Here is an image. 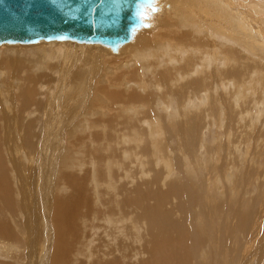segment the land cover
<instances>
[{"label": "bare ground", "instance_id": "6f19581e", "mask_svg": "<svg viewBox=\"0 0 264 264\" xmlns=\"http://www.w3.org/2000/svg\"><path fill=\"white\" fill-rule=\"evenodd\" d=\"M176 1L178 2L177 4L182 3L184 4V6L187 5L186 7L189 6V9H185L189 10V14L191 16L193 15L194 23L182 22L183 18H181V16L179 15L178 17H180L182 21L179 20L180 18H177L181 23L177 21L174 23L168 22L167 19L164 18L166 15L158 18V13L156 20L154 21L155 24L153 22L154 26L150 25V27H155L156 29L158 26L159 29L157 30L156 34L159 32L160 34H158L161 36L163 34V28L169 27L171 29L170 31L172 32V34L170 33V36L173 35V37L168 36L167 38H171V40L169 39L168 41H165L163 43L162 41H164L165 37L162 36L164 39L160 40L161 42L158 41L159 45L155 49V47L153 48V46L151 45L153 43L150 41V37H152L151 35L155 33L148 29L150 27L141 26L135 31L133 37L129 41L121 44L118 47L117 51L119 53L126 51L136 53L138 51H141L140 49L143 48V45L141 44L150 46L153 50L148 51L152 53L151 57L154 58L149 60L147 64H149V66L151 67H155L156 65V68H154L155 71L152 70L154 72L152 74L154 78L152 77L153 79L150 78V80L153 82H161L165 86V90L172 88L173 85L179 83L180 80L191 77L193 73L197 74L195 71L189 74L183 72L180 77L173 80L174 71L172 67H170L169 62L171 54L174 53V47L178 46V48H176L178 50L175 52L174 58L176 56L178 57V68L180 69H185L188 66L192 68L193 61L196 59V54L199 53L202 49L205 50L206 53L210 55V57L213 54L216 57L219 56L220 66L213 67L211 66L210 62L207 63L205 59L201 61L202 63L200 72L204 74L202 82L206 83L204 88L205 97H201V102L191 100L190 106L188 107H185L183 103H178L177 106H173L171 105L172 101L169 98V106L165 107L166 109H168V115H153L151 118L143 117L145 112H143L142 110L138 111L137 114L141 117V125L137 129V132L130 137V142H134L135 146L129 147V154L132 153L134 157L136 154L146 155L147 158L145 160V163L143 164V160L141 158L135 157V164L133 165V163H131L128 164L129 167L127 166V168H129L128 173L131 179V184L136 180L141 183H136L130 189L128 187V185L130 184L129 182L128 185L127 183L123 184L121 188L122 194L120 199L118 200L119 206L121 207V210H123L124 212L128 211L131 215V218L129 216H125L122 224H124L127 220L128 222L131 221V232L133 230L135 231L137 229L136 227H142L140 229H137L140 230L141 233L136 230L137 234H139L140 239L142 240L141 242V240L137 239L141 242L137 243V245L141 244L139 245L137 254L139 253V251H142L141 253H143L148 251L149 249H155L157 251V254L159 255V264H163V258H168L170 264H249V262L252 260V257L249 254L250 251L253 247L255 248V250L253 251H257V246H259L257 245L255 247V241H253L252 239L256 235L253 234L256 231L259 232V230L260 233H262L261 231L264 230V202L262 203L260 200H257V195V197L247 196L246 186L248 184H251V182H249L248 180L251 179L253 175H255V173H253L252 171V165H243V161H251V155L249 154L250 145L247 143V140H243L247 137V134L244 132H240L238 130V127L235 128L232 124H229L230 127L226 129L225 140L232 142L235 154L239 155V160H228L233 161V164L236 166H230V163L226 161V170L224 171V173H222L224 165H220V161L222 157L224 158L226 155L231 154L230 147L225 148L223 145V140H220L218 143L206 142L204 137L201 136L203 130L197 134L199 126L198 121L189 116V111H192L193 107H198L203 103H208L207 107L204 110L201 109L198 112H195L196 115L199 116V119H201L203 117L202 114L206 113L205 111L210 109V104L212 103L211 95L213 92H211L212 89L210 85H212L215 88L214 90L218 93L219 91L216 90L218 88L224 89L227 92V89L230 87L232 80H234L235 77L240 74L241 70L242 74L244 68H246V70L250 67L257 68L258 72L261 71L260 67L262 68V65H264V61H262L264 60V55L261 56L259 54L260 52L264 51V34L260 32V26L264 25V22H262L264 21L262 20V18L264 19V0H196L195 2L198 3V5H196V8H192L193 4H188L185 0V2L183 0ZM174 2L175 0L173 1V3ZM174 5L175 4H173V6ZM160 6L161 5H159V7ZM161 8H165V6H161ZM175 9L177 10V8L173 7L174 12ZM182 9H184V7ZM157 11L160 12V9H158V7ZM182 12L183 11H181V13ZM151 16V20L153 21V18L155 17H153V15ZM191 16L188 17V19H190ZM252 20L255 21L258 25V29L256 28L255 23L252 22ZM167 22L170 25H167ZM182 26L185 27V29L178 37L177 29ZM166 31L169 30L166 29ZM217 31L227 32V34H213V32ZM173 32L175 33L173 34ZM234 32H241L244 38L237 37V34V36H235ZM204 33H206L207 36L200 38ZM258 33L260 35H258ZM162 37L160 38L159 36L160 39H162ZM219 39L224 40L226 43ZM131 40L133 43L130 42ZM131 43L135 44L131 45ZM46 44L49 45V48L47 50L45 49L44 51H42V48H40V46L34 47L35 51L37 49L38 53L39 51L40 53L41 51L42 53L46 52V54L43 53L46 55L43 57V60L41 59L42 53L40 54L41 57L38 60H41V63L38 68L34 69V72H36L37 74L31 72L33 68L29 65L30 69H28L29 71H26L27 75H23L24 77H21L20 81L18 79V73L21 71L20 68L22 69L24 61H26V59L22 60L25 56L22 55L24 51L22 52L21 50L22 54H19L23 56V58L21 59H19V55L9 56L8 51L18 50L19 52L20 49H23L24 45L18 44L11 46H0H6V49H0V73L2 74V77L5 74L9 75L6 80H4L3 82L0 81V85L2 84L4 86V90L2 93L3 95L1 94L2 99L0 98V125L2 126L4 131L2 139H0V202L3 203L4 200L5 202L9 200L6 197V191L11 190V186H14L16 198L13 200H9L7 204L10 203L11 208L8 207V209L12 210V208L14 207L11 203L15 202L19 209L22 210L25 214V239L28 240L30 247V254L28 253V256L30 257L29 264H47L49 259L48 257L49 255H51V245H53V257L51 258V264H60V262H64L66 259L68 260V254L72 250L71 236L73 234L77 235L78 233L75 217L78 215L80 205L82 203H87L88 201L83 194V189L80 190V186H78L77 191L73 195H62L60 191L59 192L61 193V195L55 194V188L57 189L60 187V185L63 186V184L61 182H58L54 185L53 179L51 177H53L55 173H53V170H51L53 166L49 165L48 161L49 155H51L52 151V154L54 155H59V151L55 145V142L50 141L51 143H48V139L50 138L51 134L58 137V133H56L55 131L59 125L58 123H62L63 120H65V118H63L64 113H58V110L57 112L55 110L52 111V108L48 107V104L50 102H47L45 100V97V103L39 109V112H33L31 113L29 118L25 119L23 113L28 108L24 109L26 107H21L18 103L19 100L21 101L20 98H23V103H21L22 106H27L30 103L36 105L33 102V100H35L33 98L35 97V94L37 92L40 94V96L41 91L44 93H50L52 91L53 93V88L55 86L54 83L56 81H53L54 74H56L58 71L61 81L66 82L70 81L71 78H73L74 73L75 75H78L80 73L75 72L76 69L74 67V64L72 63V59L77 58V56L75 57L76 54L84 53L81 52L83 51V48H80L83 46L66 43L65 45L68 48L66 50H62V46H64L62 42L49 41ZM67 44H72L78 47L71 45L68 46ZM84 44L98 45L105 48L108 51L107 53H112V51L108 47H105L98 43ZM136 45H139L138 49L137 47H135ZM209 45L214 46L210 47ZM42 46H45V44L41 45V47ZM261 46H263V51H260ZM135 48L137 50H135ZM243 50L247 51L243 52ZM27 51L32 52V50ZM87 52L89 51H86V53ZM141 52H139V54ZM94 53L92 54L91 52L92 55H89V57L91 56V59H94L92 58L93 55H95ZM261 54H264V52ZM116 55L119 56L118 54ZM146 57L148 58V56ZM85 58L87 59L88 57ZM158 60H161L160 65L156 64V61ZM84 61L85 59L83 60V62ZM128 62L129 61L124 63L123 67L127 65ZM187 62L189 63V65L185 68H182V64ZM84 63L86 64L87 60ZM90 63L92 62L90 61ZM131 63L132 62L130 61V64ZM138 64L134 65L136 66V69H138ZM84 65L83 68L85 67ZM80 67L81 66H79L78 68ZM151 67L148 68L149 71ZM139 68H141V71H144V68L141 67V64L139 65ZM38 72H43V74L46 75V83L40 84V82H34V79L37 78L36 76L39 75ZM132 72H134V69ZM51 76H53V79ZM210 78L212 79L211 82H209ZM81 79L77 78V76L76 78L72 79L74 80V82L71 86V93L69 94L70 91H68L69 95H67V93H64L63 97L72 99V97H74V92L77 91V89L79 90L78 84H81L80 88H82L87 78L85 79L84 77L82 81ZM18 82L19 84H17ZM128 83L129 82L127 78L123 83L124 88L122 89L120 94L123 93V97L125 99L132 100L136 96L137 91L126 90L125 85ZM13 84L15 85V87L13 86ZM37 85H39L38 89L36 88ZM135 85L137 86V89L146 92V94L143 95V98L145 100L144 105L148 106L150 109L154 108L149 97H155L156 94L150 93L147 90L145 84H143L138 78L137 80H135ZM189 85L193 92L200 89V84H198L195 80L190 82ZM256 86L257 88H263L264 78L259 79L256 83ZM185 88L186 87H182L179 90L183 91L185 90ZM116 92L117 91H115V93ZM196 93L197 92L193 93V96ZM4 94L6 96H4ZM117 94L119 95V92ZM52 95L50 93L49 99ZM127 95L128 97H126ZM112 97H114V93ZM223 97L225 98L224 94H222L221 97H218L216 103L218 107H222V110L225 112V107L220 101V99ZM36 100L37 101L35 102H39L38 99ZM3 101L7 103L11 101L9 106H11L12 111L15 114H19V119L15 116V114H10V112L6 110L7 106H4ZM57 101L56 103H59ZM63 102H65V100ZM71 102L73 101L71 100ZM234 102L237 105L238 98H236ZM70 106H68V111L72 109L70 108ZM44 107L46 108V112L49 114L48 117H46L44 113H40L44 111ZM63 108L66 109L65 106ZM125 110H127V112L132 111V107ZM74 111L75 110L73 108V112ZM107 114L105 113V117ZM263 115L264 103L257 106L256 113L253 116V122H259ZM220 118L222 123H224V115ZM12 120L15 121L16 126L19 128L16 136L11 133L10 122ZM116 120L117 116H111L110 114H108L106 118V122L109 127L110 124ZM162 123L165 124L164 127L166 128L163 127ZM156 124L159 130L157 133H153L151 134L152 136H150L148 132L152 133V131L154 130V128L152 127H155ZM40 126L42 128L41 132L39 133L38 130ZM148 128L150 130H148ZM167 133L170 134V139L174 143L173 149L170 143L168 146L166 140L167 138L165 139L164 137ZM263 135L264 133L257 137L258 144L264 140V138L262 137ZM109 138L117 139L116 136H110ZM235 138H238V140H235ZM5 141H9L12 143V152H15V148L18 147L22 151H25V149H29L34 153V156L32 155L33 153L27 154V157H33L32 159H30V164L26 168L24 167V164L16 157L12 156L11 153L8 154L4 144ZM111 142L113 141L111 140ZM242 144L245 145L242 146ZM215 145L218 146V148L214 149ZM203 148H205L207 152L206 156L203 155ZM259 149L260 147L258 146L257 150ZM165 151L167 153L175 154L173 157L171 156L172 165H169L168 161H165V158L159 157V155L164 156L163 153ZM208 151H213L214 153H208ZM245 151L246 154L243 155ZM223 153H225V155ZM7 158L9 159L7 160ZM240 160H242V162ZM54 162L55 161L53 160V163ZM37 165L41 166L43 170L44 180L48 185H50L49 187L45 188L46 193L44 195V198L40 202L37 201V191L34 190L32 186ZM253 166H257L258 169V165ZM56 168L57 167H55V169ZM68 169V165L63 162L58 173L59 176L65 175L66 177H68ZM71 170L72 172L81 174L83 173L80 172V169L78 167L71 166ZM160 171H162V173H160ZM11 172H15L16 174L11 175L12 181L8 179V174H10ZM179 173L181 174L173 179V177ZM150 177L152 179H149ZM168 177H171L170 179L173 180L169 181L170 179H168V182ZM160 180L161 182L167 181L166 185L168 186V188L166 189V191L164 190V192L159 188H154V184H157V182H159ZM241 186L246 187L244 191V187L242 188ZM224 187H227L229 189V193H225V190H222V188ZM240 187L242 188L241 192L244 196H241V192L239 193ZM223 195H225V197ZM150 198L156 200L154 205H150L148 203L151 201L148 200ZM171 198L177 199V202L176 205L173 204L174 206L171 205L172 207H168L166 206V203L167 200H170ZM29 210L34 212L29 215ZM43 222H45L47 225L46 236H44L43 232ZM3 231L6 233L9 232V225L6 221H0V233ZM45 240H47V244L45 246V259L42 262H39L35 258L36 251L40 243ZM261 240L260 241L264 243V235L261 237ZM260 241H258L259 244H261ZM263 246L264 244H262L259 248H261L262 250ZM10 247L11 251H9V246L3 243L1 245V254H8V252H17L20 250L19 247L13 244L10 245ZM126 248V242H119L116 251H118V253L121 254L122 257H124ZM261 252L263 253L264 249ZM258 253L259 252L257 251V254ZM121 255L120 258L122 259ZM239 255L241 256L239 257ZM125 260L126 259L124 258V261ZM122 262L119 261L120 264H122ZM260 263L261 261H259V264Z\"/></svg>", "mask_w": 264, "mask_h": 264}, {"label": "rangeland", "instance_id": "374dc122", "mask_svg": "<svg viewBox=\"0 0 264 264\" xmlns=\"http://www.w3.org/2000/svg\"><path fill=\"white\" fill-rule=\"evenodd\" d=\"M160 1L157 2L158 9H160V12L156 11L150 14V16L153 15V17L155 18H153V21L151 20L152 16L149 18L150 22H149L148 27H150V25L154 26L155 24L154 21L156 20L158 13L160 15V16L158 15V18L166 15L164 18L167 19L168 22L174 23L177 21L181 23L180 22L182 21L181 18H183L182 22L194 23L193 15L191 16L189 14L190 13L189 10L185 9V8L189 9V6L186 7L187 5L184 6V4L182 3H180L182 5L177 4L178 2L176 0L174 3H173L174 0L173 1L172 0H160ZM185 1L188 4H193L192 8L193 7L196 8L197 7L196 5H198V3L195 2L196 0H185ZM166 4L168 5V7ZM173 4L175 5L173 6ZM159 5L163 7L165 6V8H161V6L159 7ZM173 7L177 8L178 12L175 9V12H176L175 13L173 10ZM183 7L185 11L184 9H182ZM164 9H165V12H164ZM179 10H180V13L181 11H183L184 14L182 12L180 15ZM178 15L181 16V18L178 17ZM190 16L191 18L188 19V17ZM177 17L180 18L179 19L180 21L178 20ZM262 20L264 19L262 18ZM168 22H167V25H170ZM252 22L255 23V26L258 29V25L256 24V22L253 20ZM182 27H179L177 29L178 37L181 35V33L185 29V27L183 28ZM152 28L153 27H150L148 29L151 30L153 33H155V34L152 33L153 35H151L152 37H150V41L153 43L151 45L153 46V48L155 47V49L159 45L158 43L161 42L160 40L164 39L162 36L165 37L164 41H162L163 43L165 41H168L169 39L171 40V38L169 39L167 38L168 36L173 37V35L170 36V33L172 34V32L170 31L171 29L169 27L167 28L164 27L165 29L163 28L162 33L163 34L165 33L166 35L162 34V36L159 35L160 34L159 32H158L159 34L158 33L156 34L157 30L159 29L158 26L156 29L155 27L153 29ZM166 29L169 31H166ZM260 32L264 34V25L260 26ZM174 33L175 32H173V34ZM213 34H217V35L227 34V32L217 31V32H213ZM234 34L235 36L238 35L237 37H243V34H241V32H238V33L234 32ZM258 35L260 34L258 33ZM159 36L160 38L162 37V39H160ZM204 36H207L206 33H204L200 38ZM219 40L225 42L222 39H219ZM48 42L49 41L41 40L33 44H20V43L0 44V46L1 45L11 46V45H18V44L24 45L23 49H20L19 52L18 50L8 51L9 56H17L21 53V50L22 52L24 51L23 54L21 53L23 56L25 55L24 58L22 55L18 56L19 59L21 58H23L22 60L26 59V61H24L22 65V69L20 68L21 71L18 73L19 81L21 77H24L27 75L26 71L30 69L29 65L32 66L33 68L32 69L33 71L31 70V72L36 73L34 72V69L38 68L40 65L41 60H38V59H40L41 55H42L41 57L42 60H43V57L46 56L45 55L46 52H43L45 53L43 54L42 51H44L45 49L47 50L49 48V45L46 44ZM58 42H62V44H64V46H62L63 48L61 47L62 50H66L68 48L65 45L66 43H72L78 46H83L80 48H83V51L81 52H84V53H79L80 55L76 54L75 57L77 56V58L72 59V63L74 64V67L76 69L75 72H80L81 74L80 73L79 74L81 76L79 74L75 75L74 73L73 78H71L70 80L71 81L70 83V81H67V82L61 81L60 74L58 73L59 71L56 74L53 73L54 79H53V76L51 77L53 81L55 80L56 81L54 83L55 86L53 88L54 90L53 93L52 91L50 92L51 95L53 94L50 97V99H49L50 93H44L41 91V96L37 92L35 94V97L33 98L35 100L32 99L36 105H34L33 103H30L27 106H24V105L22 106L21 103H23V98H20L22 102L19 100L18 103H19V106L26 107L24 109L28 108L23 113V116L25 119L29 118L31 113L33 112L38 113L39 109L44 105L45 100L47 102H50L48 104V107L52 108V111L55 110L57 112L58 110V113H64L63 114L64 116L63 115L62 116L63 118H65V120H63L62 123H58L59 125L55 131L56 133H58V137L51 134L50 138L48 139V143H51L52 141L55 142V145L59 151V155L52 154L53 153L52 151L51 155H49V161H48L49 165L53 166L51 170H53V173H55L53 176L54 178L51 177L53 179L54 185L58 182H61L63 184V186L60 185V187L57 188L58 190L55 188V191H56L55 194L61 195L62 193V195L63 194L73 195L77 191L78 186H80L81 187L80 190L83 189L82 190L84 192L83 194L87 198L86 200H88L87 203H82L80 205L79 207L80 211L78 210V215L75 217V221H76L77 228H78V233L77 235L73 234L71 236L73 245L71 243L72 250L68 254V260L66 259L64 262H60V264L61 263L62 264H120L119 261L121 262L123 261L122 264H159V255L157 254V251L155 249L153 250L149 249L148 251L143 252V253H141L142 251L141 252L139 251V253L137 254L139 250V245H141V244L137 245V243L140 242L138 240H141L139 234H137V231H139V233L141 232L140 230H137V229H140L142 227L141 226L140 228L136 227L137 231L133 230L131 232V229H130L131 221L128 222L127 220L124 224H122L124 217L129 216L131 218V215L128 211L124 212L123 210H121V207L119 206V202H118L122 194L121 188L123 184L127 183L128 185V183L130 182L128 187L131 189L136 183H141L136 180L135 182L131 184V181H130L131 179L128 173L129 168H127L128 164L133 163L134 165L135 157L141 158L144 164L147 158L146 155L136 154L134 157L132 153L129 154V147L135 146L134 142H130V137L134 135V133L137 132V129L141 125V122H140L141 117L138 116L137 113L139 110H142L143 112H145L143 117H148V118H151L153 115H156V116L165 115L168 112V109H166L165 107L169 106V102H168L169 98L171 99L172 101L171 105L173 106H177L178 103H183L185 107H188L190 106L191 100L201 102V97H205L204 88L206 85V83L202 82L204 78V74L200 72L201 63H202L201 61L205 59L207 63L210 62L211 66L215 67V66H220V58L219 56L216 57L214 54L210 57V55L207 54L206 51L202 49L199 53L196 54V59L193 61L192 68L188 66L189 63L187 62V63L182 64V68H185L186 66L188 67L185 69H180L178 68V62H179V60L177 59L178 57L176 56L174 58V54L178 50L176 49L178 48V46L174 47V53L171 54L170 62H169L170 67H172L174 71L173 80L180 77L183 72H185L186 74H189L195 71L197 74L193 73L191 77L182 79L179 81V83L173 85L172 88L165 90V86L161 82H153L150 80V78L151 79L154 78L152 75L154 72L152 70L155 71L154 68H156V65L155 67H151L149 66V64H147L149 60L154 58V57H151L152 53L148 51V50H153V49H151V47L148 45L145 46L144 44H141L143 45V48L140 49L142 52L138 51L136 53H133V52L126 51V52L119 53L117 51V52L107 53L108 51L105 48L98 46V45H87L84 43L73 42L70 40H64V41L61 40ZM130 42H132V40ZM132 43L131 45L135 44V43L134 44ZM44 44L45 46L41 47V45H44ZM72 44H67V45L75 46ZM26 45H29V46H26ZM139 45H136L135 47H137L138 49ZM38 46L42 48V51H41L42 54L40 53V51L38 53L37 49H36L37 52L35 51L34 47H38ZM78 46H75V47H78ZM209 46L213 47L214 45H209ZM263 46L260 47V51H263ZM1 48L6 49V46L0 47V49ZM137 49L135 48V50ZM27 50H32V52H29ZM86 51H89V52L86 53ZM245 51L247 50H243V52ZM91 52L92 54L94 52H96L94 53L95 55L97 54L96 56L93 55L92 58L94 59H91L90 58L91 56L89 57V55H92ZM139 52L141 53L139 54ZM263 52H260L259 55L263 56L264 54H261ZM116 54H118L119 56H117ZM146 56H148V58ZM85 57H88V58L86 59ZM143 57L146 59H144ZM84 59L85 61L87 60L86 64L84 63L85 61L83 62ZM90 61L92 63H90ZM127 61L129 62L124 67L129 66V65L130 66L124 68L123 64L126 63ZM130 61L132 62L131 63L132 66L130 64ZM160 62L161 60H158L156 61V64L160 65ZM135 64H138L139 70L136 69V66H134ZM140 64H141V67L144 68L143 69L144 71H141V68H139ZM83 65L86 68L85 67L83 68ZM76 66L78 67L81 66L80 67L81 69ZM148 66L151 67L150 71L148 70L149 68ZM133 69H134V72H132ZM260 70L261 71L258 72L257 68L250 67L247 70L246 68H244L242 74H241V71H242L241 70L240 74L236 76L234 80H232V83L230 87L227 89V92L224 89L218 88L216 89L219 91L218 93L214 90L215 88L212 85H210L212 89L211 92L214 93V94L212 93L211 95L212 103L210 104V109L206 110L205 111L206 113L202 114L203 117L199 119V116H197L195 112H198L201 109L204 110L207 107L208 103H203L198 107H193L192 111H189V116L192 117L194 120L198 121L199 126L197 130V134L203 130V133L201 136L204 137L206 142L218 143L220 140H223L224 147L225 148L230 147L231 154L226 155L224 158L222 157L220 161V165H224V169L222 170V173H224V171L226 170V161L230 163V166L231 165L236 166L233 164V161H228V160H231V159L232 160L236 159L237 161L239 160L238 159L239 155L235 154L232 142L225 140L226 129L230 127L229 124H232L235 128L238 127V130L240 132H244L247 134V137L244 138L243 140H247V143L250 145L249 154L251 155V161L250 160L243 161V165H246V164L252 165V169H253L252 171L253 173H255V175H253L252 178L248 180L249 182H251V184H248L246 186L247 196L248 197L258 196L257 200H260L263 203L264 202V140L258 144L257 137H259L260 135L264 133V115L259 122H253V116L256 113L257 106L264 103V87L257 88L256 86L257 81L259 79L264 78V65H262V68L260 67ZM38 73L40 76L39 75L36 76L37 78L34 79V82L36 83L40 82V84L46 83L47 81L46 75H44L43 72L42 73L38 72ZM8 76H9L8 74L7 75L5 74L3 76L4 77L3 79L2 74L0 73V81L3 82L4 80L8 78ZM76 76L79 79H81L82 77L83 78L85 77V79L87 78L88 81L87 79L85 80V83L87 84L84 83L82 88H80L81 84H78L79 90L77 89V91L74 92V97H72V99L71 98L68 99V97H63L64 93H67V95L71 93V86H72V83L74 82V80L72 79L76 78ZM83 78L81 79V81L83 80ZM127 78H128L129 83L125 85V89L128 91H133V90L137 91L136 96L132 100L125 99L123 97V93L120 94V92L124 88L123 83ZM137 78L140 79L143 84H145L147 90L150 93L156 94L155 97H152V96L149 97L154 108L150 109L148 106L144 105L145 100L143 98V95L146 94V92L143 90L137 89V86L135 85V80H137ZM193 80H195L198 84H200V89L195 91L197 93L194 96H193V93L195 92L191 90L190 85H189L190 82H192ZM211 81L212 79L210 78L209 82ZM17 84H19V82ZM13 86L15 87L14 84ZM66 86L67 87L69 86L70 88L69 87L67 88ZM0 87H1L0 88V98L2 99V95H3L2 93L4 90V86L1 84ZM38 87L39 85L36 86L37 89ZM182 87H186V88L185 90L180 91L179 89ZM57 89L59 93L57 92ZM68 91H70L69 94H68ZM115 91L117 92L115 93ZM111 92L114 93V97H112L113 93ZM118 92H119V95L117 94ZM5 94L4 96H6ZM222 94H224L225 98L227 99L226 100L224 97L220 99V101L223 103L225 107V112L222 110V107H218L216 103V100L218 99V97H221ZM126 97H128V95ZM236 98H238L237 105L234 102ZM36 99H38L39 102H35L37 101ZM53 99H56V100H53ZM64 100L65 102H63ZM71 100L73 102H71ZM56 101L59 103H56ZM10 102L7 103L3 101V104L5 107L7 106L6 110H8L10 114H15L12 111L11 106H9ZM66 104L68 106L70 105L72 106V107L70 106V108H72L70 111H68L69 107ZM62 106L63 107L65 106L66 109L63 108ZM131 107H132V111L127 112V110H125V109H130ZM73 108L75 110L74 112H73ZM44 111L40 113H44V115L48 117L49 114L46 112L45 107H44ZM107 111L108 112L110 111V112L108 113ZM105 113L106 114L108 113L111 116H117V120L113 121L110 124V127L108 126L106 122V118L108 114L105 117ZM223 115L225 117L224 123H222L221 118H220ZM15 116L19 119L18 113L15 114ZM162 125L163 127L165 126L164 123H162ZM10 127H11V133L14 136H16L17 132L19 131V128L16 126V123L14 120L10 122ZM41 128L42 127L40 126L38 130L39 133L41 132ZM152 128H154L155 131L153 130L152 133L148 132L150 136H152L151 134L153 133H157L159 130L157 124L155 127H152ZM247 128H248V131H247ZM148 130L150 129L148 128ZM3 132H4L3 128L0 125V139H2ZM110 136H116L117 139H110L109 138ZM164 137L165 139L167 138L166 140H167L168 146L170 143L173 149L174 143L170 139V134L167 133ZM262 137L264 138V135ZM111 140L113 142H111ZM235 140H238V138H235ZM4 144H5L8 154L11 153L12 156L20 160L24 164L25 168L30 164V159H32V157L34 156L33 152H31L29 149H25V151H22L18 147L15 148L14 150L15 152H12L11 151L12 143L9 141H5ZM244 145L245 144H242V146ZM258 146L260 147L259 150H257ZM216 148H218V146L215 145L214 149ZM165 152L163 153L165 157L162 155H159V157L165 158V161H168L169 165H172L171 159L175 154H171L167 152L165 153ZM28 153H33L32 154L33 156L27 157ZM208 153H214V152L208 151ZM223 154L225 155V153ZM245 154H246V151L244 152L243 155ZM203 155L205 156L207 155L205 148H203ZM8 159L9 158H7V160ZM53 160L55 161L54 163H53ZM240 161L242 162V160ZM63 162L68 165V168H69L68 177H66L65 175L63 176L60 175L61 176L60 177L58 174ZM253 165H258V169H257V166H253ZM71 166L78 167L80 169V172H83V173L81 174L77 172H72ZM55 167L57 168L55 169ZM160 173H162V171H160ZM180 174L181 173L175 175L173 179L178 177ZM206 174H207V171H206ZM11 175H16V174L15 172H11L10 174H8V179L10 181H12ZM170 178L171 177H168L167 181ZM149 179H152V178L150 177ZM173 179H170L169 181ZM167 181L161 182L160 180L159 182H157V184H154V188L155 189L159 188L163 192L164 190L166 191V189L168 188V186L166 185ZM32 186H33V189L37 191V201L38 202L42 201L46 193L45 188L49 187L50 185H48L45 182L44 177H43V170L40 165L36 166V173L34 175ZM241 187L243 188L244 186H241ZM241 187L239 188V193L242 190ZM246 187L243 188V191L245 190ZM14 190H15V187L11 186V190L6 191V194H7L6 197L9 200H13L16 198V193L14 192ZM222 190H225V193H229V189L227 187L222 188ZM240 194H242V192ZM223 196L225 197V195ZM241 196H244V195L242 194ZM148 200H151L150 202H148L150 205H154L156 202V200L151 199V198ZM8 201L5 202L4 200L3 203L0 202V221H6L7 224L9 225L8 233L4 231L0 233V264H29L30 257L28 256V253L30 254V247H29L28 240L25 239L26 237V233L24 229V226H26L25 214L23 213L22 210L19 209V207L16 205L15 202L11 203L14 208H12V210H9L8 207H10V203L7 204ZM176 202H177V199H173V198H171L170 200L168 199L166 206L172 207L171 205L173 204L176 205ZM116 206L117 207L119 206L118 209ZM29 211H30L29 215L34 212L31 210ZM79 228L81 231L79 230ZM43 232H44V236H46L47 235V225L45 222H43ZM261 232L263 234L260 233V230L259 232L256 231L253 234L256 236L255 237L253 236L254 238L252 240L255 241L254 243L255 247L259 245L257 246V249H256L259 253L257 254V251L254 252L253 250H255V248L254 247H253L254 249L252 248V250L249 253L250 256L252 257V260L249 262V264H259V261H261L262 264L264 263V260H263L264 252L263 253L261 252L263 251L264 246L262 250L261 248H259L261 247L262 244H264L263 242H261L262 241L261 237L264 235V230H262ZM128 239L130 242L128 241ZM258 239H260L261 241ZM258 241H260L261 244H259ZM119 242L120 243L126 242L127 244L124 257H122V255L119 254L118 251H116V249L118 248ZM3 243L9 246V251H11L10 245L12 244L19 247L20 250L17 252L16 251L8 252V254H1L2 252L1 245ZM46 244H47V240L42 241L36 251L35 258L39 262H42L45 259ZM51 246H52V249L50 252L51 255H49L48 257L49 259H48L47 264H51L50 263L51 258L53 257L52 256L53 245ZM134 248L136 251L134 250ZM110 253H113V254H110ZM120 255L122 259L120 258ZM240 256L241 255H239V257ZM124 258L126 259L125 261H124ZM114 259L118 261L116 262ZM166 263L170 264V261L168 260V258H163V264H166Z\"/></svg>", "mask_w": 264, "mask_h": 264}, {"label": "water", "instance_id": "95a60500", "mask_svg": "<svg viewBox=\"0 0 264 264\" xmlns=\"http://www.w3.org/2000/svg\"><path fill=\"white\" fill-rule=\"evenodd\" d=\"M158 0H0V44L70 40L116 52L149 26Z\"/></svg>", "mask_w": 264, "mask_h": 264}]
</instances>
